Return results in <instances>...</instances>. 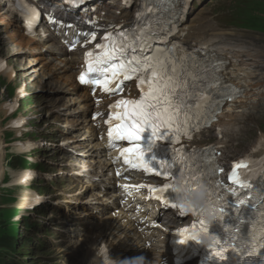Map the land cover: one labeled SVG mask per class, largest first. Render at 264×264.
<instances>
[{
  "label": "snow or ice",
  "instance_id": "1",
  "mask_svg": "<svg viewBox=\"0 0 264 264\" xmlns=\"http://www.w3.org/2000/svg\"><path fill=\"white\" fill-rule=\"evenodd\" d=\"M175 5L176 0H144L142 13L155 15L169 11ZM142 13H138V16ZM104 39L108 43L97 45L99 50L97 53H86L90 59L87 61V71L79 77L80 82L102 87L105 92L119 94L123 91L120 84L125 80L137 79L142 93L138 99H121L110 106L114 111L107 123L112 126L113 121H116L108 132L110 147H115L117 140H127L134 147L124 149L121 155L124 157V162L131 167L152 172L157 176L163 175L170 181L183 177L189 187L193 182L206 184L208 202L214 205L218 222L223 221L227 214L225 192L237 198L235 202L237 208L251 203L247 192L244 191L252 188L249 171H252L253 176L258 174V178L264 180V168L257 169V166L253 165L249 169L245 161L237 162L233 165L229 176L232 183L225 189L218 178V173L223 169L215 164V157L218 154L214 149L188 151L178 148L173 150L171 162L161 161L158 168L152 165L141 167L144 161L143 153H138V142L141 141L142 133L146 129L151 130L153 144L157 139L163 138L162 130L170 134L175 143H179L181 136H186L190 140L191 131H198L205 122H210L222 108L224 99L234 98L235 90L228 85H222L221 78L216 75L218 67L201 64L193 57L177 59L172 50L157 52L151 47L153 32L147 22L135 30L118 31ZM149 51L151 55L147 54ZM86 77L90 78L86 79ZM117 81H119L117 87L111 88L110 85ZM128 152L138 154L134 155L133 159H129L126 155ZM242 169L244 171H241ZM171 189L170 182L163 188L151 186V191L154 193H168ZM260 199L264 207V192L261 193ZM175 200L167 197L164 203L166 206L178 208ZM219 201L224 203L220 204ZM178 209L181 215L187 214L182 208ZM193 215L197 216L198 220L192 225L191 231L195 232L199 227L201 232H210L200 215L195 213ZM189 231V229H181L180 234ZM260 231L264 235V214H262ZM188 239L195 238L190 236ZM252 241L253 238L240 235L238 225L232 228L226 227L225 238H219L216 246L210 248L209 257L214 264H221L222 261L229 259L227 254L229 249H232V254H237L236 250L239 249L243 253L241 260L244 264H264V259L256 261L246 259L256 255ZM185 242V239H180L181 244ZM260 248L264 249V239L261 240Z\"/></svg>",
  "mask_w": 264,
  "mask_h": 264
},
{
  "label": "bare ground",
  "instance_id": "2",
  "mask_svg": "<svg viewBox=\"0 0 264 264\" xmlns=\"http://www.w3.org/2000/svg\"><path fill=\"white\" fill-rule=\"evenodd\" d=\"M198 17L202 18V16ZM204 19L205 17L203 20ZM188 27V21L180 22V30H184L188 33L184 38L182 34L179 35L180 41L184 44L181 50V56H187L188 51L193 50L194 53L199 56L206 54L217 56L218 59L235 60L234 67L229 72V76L233 78V80H239V74L241 72L244 73V77L241 78L240 81L247 87L248 93L243 94L240 101L237 100L231 105L230 113L222 115V117L220 116L218 124L215 125L216 128H222L223 130L224 141L219 142V144L225 145L223 149V160L229 162L230 160L237 159L239 156L241 157L240 154L231 150L230 143L235 140L241 143L243 140L241 133L244 131L242 128H247L248 125L256 121L260 117V113L264 111V49L256 45L258 42L255 44L246 42L241 39V36H239V39L235 40V38H233L234 36L230 34H215L213 31H215L216 28L212 27L211 24L204 23L190 26V28ZM56 44L57 40L51 38L49 41L45 42L42 47H39L38 51L40 52L46 49L49 56H52L53 59L63 58V51L61 49L57 51L55 48ZM35 57L36 56H34V58ZM76 59L74 55L73 61L62 60L64 64L59 69L49 67L47 70L49 78L56 85V92H60L57 96L60 98L61 96L69 94L73 97V103H71L69 107L79 104L88 105L90 103V97L87 91L78 88L74 82L73 67L77 61ZM43 62L44 60L31 59L26 65L29 68L25 67L22 69L24 70V78L26 80L28 79L27 83L32 89H39L41 70L44 66ZM60 70L66 75V80H68L67 90L63 87L64 84L60 82ZM54 98L55 96L51 97V99ZM56 109L60 111L61 104L58 105ZM3 132L4 131L0 128V135L3 134ZM258 135L260 136L259 142L252 150L256 149L258 145H264V133L260 132ZM4 147L3 139L1 140L0 138V183L4 175L3 162L6 156ZM25 147H28V145H25ZM263 152L264 150H262V153ZM27 202V195H23L16 207L27 209L30 206ZM105 216V219L111 221L110 214ZM17 220H20L19 216L16 217V221ZM28 246H31L29 248L32 252L35 250L38 252L43 251L41 244L38 242L29 243ZM22 247H20V249ZM77 256H80V258H83L84 261L89 264H99L97 258L90 251L82 250L77 253Z\"/></svg>",
  "mask_w": 264,
  "mask_h": 264
},
{
  "label": "rangeland",
  "instance_id": "3",
  "mask_svg": "<svg viewBox=\"0 0 264 264\" xmlns=\"http://www.w3.org/2000/svg\"><path fill=\"white\" fill-rule=\"evenodd\" d=\"M209 0H207L202 6L208 5ZM201 3L202 2H198L197 6L198 9H201ZM222 24V21H221ZM242 28V26H241ZM235 32L237 34H241L243 35L244 40H246L247 42L250 43H255V41H258V43L256 44L259 47H262L264 49V34H258L249 30H244L242 28V30H235ZM234 32V34H236ZM50 84H46L45 82L42 84V93L44 92V94L48 95V96H53L51 93H55V90L53 92H51V90L49 89ZM41 98V96L39 97V99ZM51 98L49 97H45L42 100V109L41 112H46V110H50L49 106H50V102H51ZM3 101L0 100V128L1 130H3V134L8 132L10 133L12 130L7 131V128L9 127V121L10 118H7L6 115V111L3 109L2 106ZM56 106L60 105L55 103ZM27 106L26 102L24 101L22 108L24 109ZM23 109L21 111H23ZM258 121H264V111L262 113H260V117L253 123L249 124V130L247 131V133L245 134V137L243 138V140L241 141V144H239L238 146H234L236 147V150H240L241 152L244 151L250 144V142H252L253 140H257L259 138V128L257 125ZM44 124V122H43ZM1 134L0 138L1 140L8 139V143L7 144L5 142V146L4 149L6 150V156L4 158V162H3V167L6 171V173H4L3 178H6L7 175L11 176V180L9 181V184L6 186H3L0 184V202H2V199L4 198V195L8 193V191H4V190H9L12 188L13 186V179L15 178L17 171H12V169L9 168L8 162L10 161L11 156H13L12 153L16 152L17 150L14 148V144L12 142H18L19 138L14 134V136H12V138L9 140V136L10 134ZM13 133V132H11ZM214 141H217L216 137L214 136ZM12 143V144H10ZM232 149V147H231ZM235 149V148H234ZM11 155V156H10ZM4 157V156H3ZM32 168L36 169V166H33ZM41 172H46L49 173L45 170H41ZM42 179H46V177H48V174H42L41 175ZM56 181V180H55ZM44 183L46 185L50 186V183H52L51 179H47V183L44 182L43 180L40 179V181L36 184L37 186H40L41 188L43 187ZM4 189V190H3ZM6 208V205H0V210ZM46 212V211H45ZM17 213H19V211L16 208H13L10 210V218H12L14 215H16ZM26 218V217H24ZM48 219H52L53 222L56 223V226H60L61 222L60 220H58V215L56 212H52L50 214V216L48 217ZM12 223V231L15 234L16 232V227L13 225V220H11ZM51 221L47 223L46 227L44 228V232L45 229L47 230V232H45V235H40V238H42V240L44 241V249L42 252H38L37 250L33 251L29 248L30 246H25L22 247L26 244L25 240H22L23 242L19 244L20 247H22L20 249V251H18V253H22V254H28L29 256L27 257H23V261H17L18 263H22V264H66V259H69L70 263H73V259L70 258L69 256V251H65L64 249H70L72 250L70 247H68L65 243V235L62 234L61 236H57L55 230L58 228H53L50 227ZM16 239L18 238L17 236H14ZM51 238H53L54 240L57 241V244L53 243L51 241ZM61 246H58V245ZM29 251V252H28ZM26 262V263H25ZM77 264H83L81 260H77L76 261ZM16 264V263H14Z\"/></svg>",
  "mask_w": 264,
  "mask_h": 264
},
{
  "label": "clouds",
  "instance_id": "4",
  "mask_svg": "<svg viewBox=\"0 0 264 264\" xmlns=\"http://www.w3.org/2000/svg\"><path fill=\"white\" fill-rule=\"evenodd\" d=\"M170 183H172L171 191L176 196L175 203L177 207L182 208L187 214L200 215L201 219L210 228L216 220V215L213 208L208 204L207 185L199 182L195 186L189 187L185 184L183 177H178ZM191 237L195 238L191 241L207 248L215 247L218 240L217 236L210 232L195 231L192 232ZM113 264H150V262L144 256H139L132 259L113 261Z\"/></svg>",
  "mask_w": 264,
  "mask_h": 264
},
{
  "label": "trees",
  "instance_id": "5",
  "mask_svg": "<svg viewBox=\"0 0 264 264\" xmlns=\"http://www.w3.org/2000/svg\"><path fill=\"white\" fill-rule=\"evenodd\" d=\"M31 247V246H30ZM13 240L7 228V210L0 212V264H13Z\"/></svg>",
  "mask_w": 264,
  "mask_h": 264
}]
</instances>
